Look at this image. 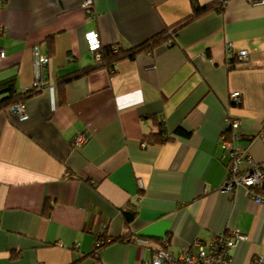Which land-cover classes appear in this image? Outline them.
<instances>
[{
	"label": "crops",
	"instance_id": "crops-1",
	"mask_svg": "<svg viewBox=\"0 0 264 264\" xmlns=\"http://www.w3.org/2000/svg\"><path fill=\"white\" fill-rule=\"evenodd\" d=\"M82 3L0 0V98L30 87L34 45L49 55L48 86L22 102L27 117L0 109V264H144L162 245L177 256L234 229L248 238L231 263L264 264V203L225 189L221 146L264 162V0H225L114 71H87L86 32L127 49L190 15L191 1L93 0L90 14ZM159 126L169 139L148 143ZM80 133L87 141L74 147ZM128 205L137 213L126 226ZM127 232L93 252L99 235Z\"/></svg>",
	"mask_w": 264,
	"mask_h": 264
},
{
	"label": "built area",
	"instance_id": "built-area-1",
	"mask_svg": "<svg viewBox=\"0 0 264 264\" xmlns=\"http://www.w3.org/2000/svg\"><path fill=\"white\" fill-rule=\"evenodd\" d=\"M250 3H256L260 0H247ZM83 8L87 14L91 13L93 0H83ZM87 50L90 51L95 60H100L99 53L100 41L96 31H88L84 34ZM33 58L34 77L31 86L37 89H44L48 86L46 77V69L49 63V56L40 51L38 45H34L31 49ZM239 60H245L247 57L246 50H241L236 53ZM4 53L0 50V57ZM25 88L24 90H26ZM239 94L234 92L231 94L233 102L238 100ZM9 110L15 113L21 120L27 117L26 110L22 102H17L9 107ZM234 120L233 124H236ZM258 137L264 142V120L261 129L258 132ZM236 138V136H235ZM87 141L85 134H76L72 145L78 147ZM221 146L223 149H228L230 152L228 170V181L225 184V189H231L234 184L244 186L247 195L254 197L258 203H264V193L254 194L252 187L264 186V162L254 164L248 156L244 155L242 150H230L231 144L222 140ZM250 163L249 168L242 169L241 164L243 161ZM246 234L238 231L237 229L229 232H221L216 234L209 241H201L195 239L187 249H182L177 256H172L164 245L157 248L149 262L144 264H232L230 250L234 248L239 240H246ZM137 241L147 242L137 238ZM162 243L166 245L167 240L162 239ZM43 264V263H39ZM249 264H263L261 258L257 255L253 256Z\"/></svg>",
	"mask_w": 264,
	"mask_h": 264
},
{
	"label": "trees",
	"instance_id": "trees-1",
	"mask_svg": "<svg viewBox=\"0 0 264 264\" xmlns=\"http://www.w3.org/2000/svg\"><path fill=\"white\" fill-rule=\"evenodd\" d=\"M191 1V13L190 15H188L187 17H185L183 20H181L180 22H178L177 24L170 26L169 28H167L166 30H164L163 32L153 36L152 38H150L149 40L127 48V49H122L120 48L118 45L113 44V45H106L103 46L100 44V48H99V53H100V60H95L94 61V66L93 68L87 70V71H92L95 69H101V68H105L107 71H114V65L116 62H118L119 60L122 59H132L135 57V55H137L140 52L143 51H150L156 44L160 43L161 41H166L168 38H170L171 34L180 26L183 25L184 23H187L188 21L206 13L209 10L212 9H217L219 10L225 0H215L213 2H210L208 4L205 5H199L196 0H190ZM50 39L48 38V45L51 46L50 43ZM236 55V54H235ZM49 56V55H48ZM236 59L239 60V58L235 57ZM236 64V60L235 59H229V66L230 67H235ZM83 72H79L78 75H69L67 77H65L64 79H60L59 82L60 84L63 81H67L70 80L74 77H78L79 75H81ZM47 77V74H46ZM41 89H37L34 88L33 86L30 85V87H28L26 90L20 92V93H14L11 90H8V94L3 95L0 98V109H7L9 111V107L17 102H23V100H25L27 97L38 93ZM180 131V130H179ZM169 137L165 134L164 129L162 128V126H159V130L157 131L156 134L153 135H147L146 136V140L148 143H158L160 141H164V140H168ZM259 191H261L260 193H264V186H258L257 187ZM122 213H123V219H124V223L125 225H129L130 222L134 219L137 211L136 208L132 205H128L126 208L122 209ZM133 238V236H131L130 233H125L124 235H121L119 237L116 238H110L109 241H106V238L104 237L102 239V236H98L97 241H100L101 243H97L94 251L96 254L99 253V251L108 243L112 242V241H116V240H126V239H131ZM104 241V242H102Z\"/></svg>",
	"mask_w": 264,
	"mask_h": 264
}]
</instances>
